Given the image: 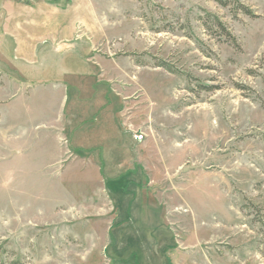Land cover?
<instances>
[{
    "label": "rangeland",
    "instance_id": "obj_1",
    "mask_svg": "<svg viewBox=\"0 0 264 264\" xmlns=\"http://www.w3.org/2000/svg\"><path fill=\"white\" fill-rule=\"evenodd\" d=\"M40 1L0 10V264H264V0Z\"/></svg>",
    "mask_w": 264,
    "mask_h": 264
},
{
    "label": "crops",
    "instance_id": "obj_2",
    "mask_svg": "<svg viewBox=\"0 0 264 264\" xmlns=\"http://www.w3.org/2000/svg\"><path fill=\"white\" fill-rule=\"evenodd\" d=\"M45 8H50L51 11L59 12L56 6L47 5L40 0L36 2L31 1L30 3H24L21 1L13 2V3L5 2L0 7V10H2V13L4 15V20H5L4 27H3V34H5V36L8 35V37L13 39L14 38L13 36H17L19 33L21 35L25 33L26 31L25 26H29V28L34 27L37 29L39 27V23L36 22V18L38 17L39 11ZM45 13L47 14V12ZM14 22H15L16 29H13ZM22 23H25L26 25ZM56 38L57 37H53V38L51 37L52 39L51 41L55 43L54 41H56ZM58 40H59L58 42H61L63 40V37L58 38ZM64 101H65V97L63 100V104L60 103L61 105L59 104L58 107L56 108V110H58L57 114L55 113V115L52 117L53 122H51V124L49 125V128H51L54 131L58 130L59 138H60V141L62 142V143L60 142L61 145H64V144L65 145L66 144L76 145L77 148L75 149L77 151H83L85 150L84 146L86 144V141L89 138V135H87L85 132H82V128H83L82 124H79L75 128L73 127L70 134H67L68 136L65 135L69 130V127H67V123L69 119L67 118L66 115H64V112H63V106L66 105V104L64 105ZM68 105L69 103H67L64 109H67ZM104 166L105 165H103L102 163L101 165H98L100 169H102V167ZM107 167L114 168L115 166H113L112 164L110 166L107 165ZM169 250H170L169 251L170 261H167L168 263L167 262L161 263L160 261L159 262L155 261V262H157L158 264H176L177 263L176 259H181V260L183 259V257L180 255V253L182 254V252L177 251V250L172 251L173 249H169Z\"/></svg>",
    "mask_w": 264,
    "mask_h": 264
},
{
    "label": "trees",
    "instance_id": "obj_3",
    "mask_svg": "<svg viewBox=\"0 0 264 264\" xmlns=\"http://www.w3.org/2000/svg\"><path fill=\"white\" fill-rule=\"evenodd\" d=\"M17 1H21V2H24V3H30L31 0H17ZM44 1H47L48 3H51V4H55V5H59L61 4L62 0H44ZM222 3V2H221ZM225 5V4H223ZM244 11L247 13V15H252V12H250L249 10H247L246 8H243ZM219 26L222 27L221 29L223 30L224 33H226V35H228V37H230V39H233L235 40L234 38H232V36L230 34H228L224 28V26L219 23Z\"/></svg>",
    "mask_w": 264,
    "mask_h": 264
}]
</instances>
